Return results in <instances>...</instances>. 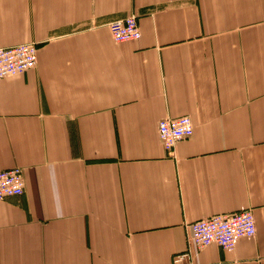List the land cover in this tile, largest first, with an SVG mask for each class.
Wrapping results in <instances>:
<instances>
[{
    "label": "crops",
    "instance_id": "0c3cea01",
    "mask_svg": "<svg viewBox=\"0 0 264 264\" xmlns=\"http://www.w3.org/2000/svg\"><path fill=\"white\" fill-rule=\"evenodd\" d=\"M29 43L36 67L0 81V171L25 179L0 264H173L188 224L242 210L256 236L190 264H264V0H0V47Z\"/></svg>",
    "mask_w": 264,
    "mask_h": 264
},
{
    "label": "built area",
    "instance_id": "2783aa9c",
    "mask_svg": "<svg viewBox=\"0 0 264 264\" xmlns=\"http://www.w3.org/2000/svg\"><path fill=\"white\" fill-rule=\"evenodd\" d=\"M109 27L117 43L138 41L142 35L136 15L113 21ZM38 51V46L32 43L0 47V81L35 68ZM193 133L194 125L188 116L175 120L166 118L159 123V139L169 153L173 152L178 142L191 137ZM24 189L25 179L21 168L0 171V200L20 196ZM256 233V221L250 210L195 221L187 225V250L175 255L173 264H190L194 251H201L212 244L233 251L241 239H252Z\"/></svg>",
    "mask_w": 264,
    "mask_h": 264
}]
</instances>
